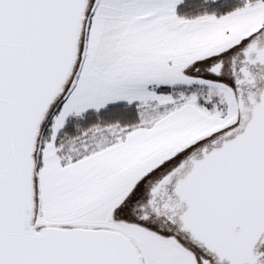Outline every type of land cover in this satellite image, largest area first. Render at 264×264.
Segmentation results:
<instances>
[{
    "label": "snow or ice",
    "instance_id": "1",
    "mask_svg": "<svg viewBox=\"0 0 264 264\" xmlns=\"http://www.w3.org/2000/svg\"><path fill=\"white\" fill-rule=\"evenodd\" d=\"M0 264H264V0H0Z\"/></svg>",
    "mask_w": 264,
    "mask_h": 264
}]
</instances>
